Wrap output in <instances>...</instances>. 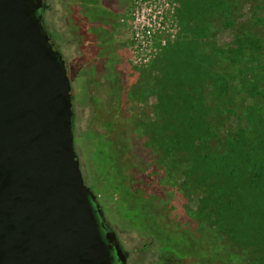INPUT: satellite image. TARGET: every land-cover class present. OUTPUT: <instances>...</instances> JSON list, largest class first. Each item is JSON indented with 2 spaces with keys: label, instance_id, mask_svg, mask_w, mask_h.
I'll use <instances>...</instances> for the list:
<instances>
[{
  "label": "rangeland",
  "instance_id": "374dc122",
  "mask_svg": "<svg viewBox=\"0 0 264 264\" xmlns=\"http://www.w3.org/2000/svg\"><path fill=\"white\" fill-rule=\"evenodd\" d=\"M65 1H51L54 10L48 17L53 27H47V30L59 47L61 43L66 45V42L74 43L76 40L65 31V24L59 20L66 11L73 14V10H67ZM98 1L108 4L107 14L102 16L98 8L90 9L87 4L91 5L92 0H84L87 4L83 8L93 20L109 26L117 58L115 74L121 78L114 90L111 84L107 85L108 89L93 88L99 89L104 99L105 92L109 90L110 93L105 114L101 113L96 121V130L87 131L88 136L82 134L78 156L82 162L84 181L104 204L107 216L118 225L119 235L128 250L149 243L144 256L151 257L155 264H210L206 255L207 244L196 232L195 218L202 211L205 190L200 184H195L192 176L191 170L196 161L194 155H185L171 176L165 181L160 180L152 175V170H144L151 155L145 150L138 124H153L160 118L159 96L153 83H159L165 75L173 73V65L181 56L180 51L185 50L188 55L189 42L197 41L202 46L200 53L215 57L214 70L230 84L231 93L230 106L223 108L219 100L210 94L208 83L211 82L203 81L204 96L211 106L208 118L214 127L206 146L223 151L226 143L241 130L248 127L255 131L256 126L247 120V115L254 103H264V0H226L225 12L214 13L207 34L194 39L188 35L185 14L188 0H173L174 37L163 47L156 42L151 62L143 66L136 64L131 54L132 13L136 0ZM67 55L69 60L74 58L75 48L70 49ZM81 61L84 62L83 59ZM95 74L94 77H99L104 73ZM91 75L88 73L85 79L79 78L75 82L77 90L86 97V116L88 114L89 117L96 111L90 95L92 83L97 80ZM120 84L123 85V99L118 103L121 113L112 100L114 92L119 95L117 89ZM254 84H259L261 90L256 102V98L253 99L249 93ZM110 122L115 128L109 126ZM90 134H94L95 138ZM95 139H106L114 146V150L119 151L118 161L115 158L114 162L97 160L101 146L93 143ZM116 140L120 141L121 148L114 143ZM253 201L252 216L264 221V201L256 197ZM233 253L231 264H264L254 260L248 250Z\"/></svg>",
  "mask_w": 264,
  "mask_h": 264
},
{
  "label": "water",
  "instance_id": "95a60500",
  "mask_svg": "<svg viewBox=\"0 0 264 264\" xmlns=\"http://www.w3.org/2000/svg\"><path fill=\"white\" fill-rule=\"evenodd\" d=\"M41 6L0 0V264H113L74 147L67 61Z\"/></svg>",
  "mask_w": 264,
  "mask_h": 264
},
{
  "label": "trees",
  "instance_id": "16d2710c",
  "mask_svg": "<svg viewBox=\"0 0 264 264\" xmlns=\"http://www.w3.org/2000/svg\"><path fill=\"white\" fill-rule=\"evenodd\" d=\"M226 6V0L186 1L190 38L206 35L214 13H224ZM189 43L188 55L180 51L173 73L153 83L160 118L153 124H138L151 155L144 170H152V175L165 181L185 155L193 154L192 176L205 190L202 211L195 218L196 232L207 244L209 263L231 264L233 252L241 250L264 263V221L252 216L253 198L264 201V103H254L247 115L255 131L241 130L223 151L208 148L214 127L208 118L211 106L204 96L203 81L211 82L210 94L223 108L231 103L230 84L214 70L215 57L200 53L202 46L197 41ZM249 93L256 102L261 94L259 84L252 85Z\"/></svg>",
  "mask_w": 264,
  "mask_h": 264
},
{
  "label": "flooded vegetation",
  "instance_id": "af4514ba",
  "mask_svg": "<svg viewBox=\"0 0 264 264\" xmlns=\"http://www.w3.org/2000/svg\"><path fill=\"white\" fill-rule=\"evenodd\" d=\"M40 1L42 2V6L38 10V15L43 16L46 28H52L53 24H50L48 22V17L49 13L54 10L51 5V1L53 0ZM65 2L67 10H73V14L71 15L70 11H66L67 13L65 12L64 14H62L59 20L65 24V31H67L68 34L70 33L76 40L74 41V43L66 42V45L61 43L59 52L67 61V69L71 79L73 105L71 128L74 138L75 151L78 155V150H80V148L82 147L83 136H88L87 131L96 130V121L101 113L105 114V104L107 106L106 101L107 99H109V90L108 92H105L106 97L104 99L101 97L100 90H94L93 88L99 87L108 89L106 88L108 87L107 85L111 84L114 90V86L118 85L121 77L119 76V74H115L117 58L115 54V43L109 33V26L102 25L100 24V21H95L87 15V10L83 8V6L86 7L87 4L84 2V0H66ZM87 6H89L90 9L98 8V12L102 16L104 14H107L109 11L108 4H106V2L99 3L98 0H92L91 5L88 3ZM72 48H75V57L69 60L67 53L68 51L70 52V49ZM82 59L84 60V62L81 61ZM106 72H108V74H106ZM88 73H91V76H93V78L97 80L96 82H93L95 83V85L92 83V93L90 95L91 102H93V104L95 105L96 111L90 117L88 116V114L86 116V113H88V111L85 109L86 97L80 94L75 83L79 78L85 79ZM94 73H96L95 75H98V73L104 74L99 75V77H94ZM98 84L100 85L98 86ZM122 88L123 85L120 84V87H118L117 89L119 95H117V93L115 92L112 94V100H114L115 105L117 104V107L115 108L117 109V111H120V113L121 107L118 106L120 104L119 102L123 99ZM108 124L111 127L113 126L112 128H115L113 122H110ZM103 128L105 129V127ZM82 134L84 135L82 136ZM90 135L95 138L94 134ZM96 138L98 137L96 136ZM118 139L119 138H117V140ZM117 140L114 143H117V146L120 147V141L117 142ZM94 142L96 146L99 145L101 146V149L103 148L98 152L96 156L97 160L112 162L115 158L118 161L119 151L114 150V146H111L106 139H95L93 143ZM80 163L82 162L80 161ZM90 190L92 193L91 201L93 209L99 220L102 235L110 248L111 255L113 256V264H155V262L150 259L151 257L149 258L144 256V253H146V250L149 247V243H144L140 248H133L132 250H128L126 248L125 243L119 235L118 225L113 222L110 217L107 216L104 204L96 198L95 193L91 188Z\"/></svg>",
  "mask_w": 264,
  "mask_h": 264
},
{
  "label": "built area",
  "instance_id": "2783aa9c",
  "mask_svg": "<svg viewBox=\"0 0 264 264\" xmlns=\"http://www.w3.org/2000/svg\"><path fill=\"white\" fill-rule=\"evenodd\" d=\"M173 0H136L132 13V60L141 66L151 62L154 47L165 46L176 30Z\"/></svg>",
  "mask_w": 264,
  "mask_h": 264
}]
</instances>
